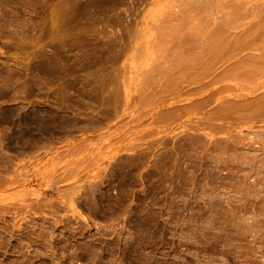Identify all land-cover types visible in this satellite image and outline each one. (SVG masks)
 I'll return each mask as SVG.
<instances>
[{
  "label": "rangeland",
  "instance_id": "rangeland-1",
  "mask_svg": "<svg viewBox=\"0 0 264 264\" xmlns=\"http://www.w3.org/2000/svg\"><path fill=\"white\" fill-rule=\"evenodd\" d=\"M209 1L0 0V264H264L263 0Z\"/></svg>",
  "mask_w": 264,
  "mask_h": 264
},
{
  "label": "bare ground",
  "instance_id": "bare-ground-1",
  "mask_svg": "<svg viewBox=\"0 0 264 264\" xmlns=\"http://www.w3.org/2000/svg\"><path fill=\"white\" fill-rule=\"evenodd\" d=\"M206 1H207V0H206ZM212 1H214V0H212ZM209 2H211V0H210ZM250 2H252V1L250 0ZM254 2H255V1H254ZM256 2H257V1H256ZM263 2H264V0H263ZM263 2L261 1L262 4L259 3L260 5H259V4L257 5V4L255 3L256 7H255L254 9H257V7H258L259 11H260V9H262V13H263V10H264V3H263ZM207 3H208V2H207ZM211 3H212V2H211ZM223 4H224V3H223ZM249 4H250V3H249ZM249 4H248V5H249ZM217 5H218V4H217ZM221 5H222V4H220V7H221ZM255 5H254V3H253V4L251 3V7H254ZM248 7H249V6H248ZM218 8H219V7H218ZM245 8H246V6H245ZM258 9H257V11H258ZM249 11H250V10H249ZM254 12H255V11H254ZM251 13H252V12H251ZM262 13L260 12L259 14H262ZM252 14H253V13H252ZM255 14H256V13H255ZM262 15H263V14H262ZM260 16H261V15H260ZM254 17H255V15H254ZM263 19H264V18H263ZM257 20H258V19H257ZM214 21H215V20H214ZM214 21H213V22H214ZM253 21H254V20H253ZM253 21H251V22H253ZM258 21H259V20H258ZM263 21H264V20H263ZM263 21H262V22H263ZM211 22H212V21H211ZM220 22L222 23V21H220ZM254 22H255V21H254ZM254 22H253V23H254ZM259 22H260L259 24L257 23V26H256L257 28H256V29L261 28V27H262L261 29H263V26H262V25L264 24V22H263V24L261 23V20H260ZM215 23H217V25H218L219 22H215ZM244 23H245V22L241 23V25L244 24ZM209 24H210V23H209ZM246 24H249V23H245V25H246ZM217 25L215 26V25L213 24L214 27L218 28ZM252 25H253V24H251V25L249 24V25H248V26H250L249 28H248V26H246L245 28L243 27V28H244V30H245L246 28H247L248 30H251L250 28L252 27ZM255 25H256V22H255ZM255 25H254V26H255ZM258 25H261V27L258 26ZM219 26H220V23H219ZM239 26H240V25H239ZM209 27H210V26H209ZM214 27H213V28H214ZM220 27H221V26H220ZM228 27H229V26H228ZM236 27H237V26H236ZM241 27H242V26H241ZM207 28H208V27H207ZM233 28H234V27H233ZM226 29H227V28H226ZM229 29H230V28H229ZM247 29H246V30H247ZM248 30H247V31H248ZM258 30H260V29H258ZM219 31H220V30H219ZM226 31H227V30H226ZM251 31L253 32V35H254V33H255L254 30H251ZM251 31H248V32H251ZM256 31H257V30H256ZM248 32H247V34H246V35H247L246 39L248 38V35L250 34V33L248 34ZM239 33H240V31H239ZM243 33H244V32H243ZM261 33H262V32H261ZM261 33H260V34H261ZM250 35H251V34H250ZM255 35H256V33H255ZM257 35H258V34H257ZM261 35H262V34H261ZM239 37H240V36H239ZM243 37H244V36H243ZM228 38H229V37H228ZM241 38H242V37H241ZM244 38H245V37H244ZM255 38H256V37H255ZM115 39H116V38H115ZM250 39H251V38H250ZM261 39H263V38L261 37ZM118 40H119V39H118ZM118 40H117V41H118ZM248 40H249V39H247V41H248ZM255 40H256V39H255ZM112 42H113V41H112ZM253 42H254V41H253ZM257 42L259 43V40H258ZM261 42H263V41L261 40ZM261 42H260V43H261ZM245 43H246V41H245ZM258 43H257V44H258ZM243 44H244V43H243ZM248 44H249V42H248ZM246 45H247V44H246ZM246 45H245V46H246ZM250 45H251V44H250ZM112 46H113V45H112ZM261 46H262V45H261ZM254 47H256V46H254ZM262 47H263V46H262ZM258 48H259V47H258ZM258 48H257V49H258ZM255 49H256V48H255ZM262 49H263V48H262ZM263 50H264V49H263ZM113 51H114V50H113ZM262 52H263V54H262ZM260 53H261V54H260ZM260 53H259V55H262V56L259 57V55H258V56L256 57V58H259L258 60L254 58L255 56L253 57V58H254V61H255L256 63H254V66H253V64L251 65V67L253 66V69H252V71H249V72L251 73L250 75L255 74V73H256V74H259V72H260V74H263V75H264V71H263V70H264V51H261ZM250 54H251V53H250ZM247 55H248V54H247ZM245 57H246V55H245ZM245 57H244V58H245ZM247 59H248V58H247ZM240 62H241V61H240ZM252 62H253V61H252ZM236 63H237V62H236ZM236 63H235L234 66H237ZM250 64H251V63H250ZM239 65H240V64H239ZM234 66H233V68H230L231 70L228 69V70H230V71L226 70L223 74L225 75L226 73L228 74V72H229V74L231 75L232 72H233V74H234L235 71L237 70L236 73H235V75H237V72H238V66H237V69H236V70L234 69ZM242 66H243V65H242ZM230 67H232V65H231ZM235 68H236V67H235ZM240 68H241V66H240ZM233 69H234V70H233ZM241 69H243V68H241ZM260 69H263V70H260ZM239 70H240V69H239ZM245 70H246V69H245ZM247 70H248V69H247ZM247 70H246V73L248 72ZM227 71H228V72H227ZM258 71H259V72H258ZM261 71H262L263 73H262ZM240 72H241V71H240ZM252 72H254V73H252ZM246 73H243V74H246ZM233 74H232V76H233ZM256 74H255V75H256ZM255 75H254V76H255ZM252 76H253V75H252ZM254 76H253V78H254ZM257 77H258V76H257ZM261 77H262V76H260V78H261ZM251 78H252V77H251ZM256 79H257V78H256ZM254 81H255V80H254ZM261 81H262V80H261ZM261 81H259V82H261ZM256 82H257V81H256ZM263 82H264V81H262V83H263ZM257 85H259V84H257ZM257 85H256V86H257ZM262 86H263V85H262ZM254 96H255V95H254ZM253 98H254V97H253ZM255 101H256L255 104H256V103H257V104L260 103V104H259V105H261L260 109L262 108V106H263V108H264V92H263L262 95H260ZM250 103H251V101H250ZM263 108H262V109H263ZM258 110H259V108H258ZM260 111H262V110H260ZM256 112H257V111H256ZM263 112H264V109H263ZM263 112H262V114H264ZM260 113H261V112H260ZM262 114H261V115H262ZM262 116H263V115H262ZM263 118H264V117H263Z\"/></svg>",
  "mask_w": 264,
  "mask_h": 264
}]
</instances>
